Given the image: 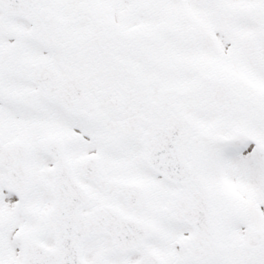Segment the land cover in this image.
Instances as JSON below:
<instances>
[{
  "label": "snow or ice",
  "instance_id": "6c2138e0",
  "mask_svg": "<svg viewBox=\"0 0 264 264\" xmlns=\"http://www.w3.org/2000/svg\"><path fill=\"white\" fill-rule=\"evenodd\" d=\"M0 264H264V0H0Z\"/></svg>",
  "mask_w": 264,
  "mask_h": 264
}]
</instances>
